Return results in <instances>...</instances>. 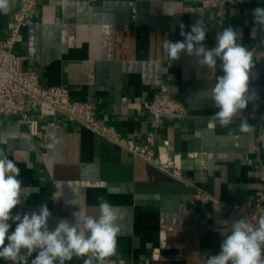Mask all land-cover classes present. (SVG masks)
Listing matches in <instances>:
<instances>
[{
  "label": "crops",
  "instance_id": "crops-1",
  "mask_svg": "<svg viewBox=\"0 0 264 264\" xmlns=\"http://www.w3.org/2000/svg\"><path fill=\"white\" fill-rule=\"evenodd\" d=\"M204 2L40 1L17 48L24 67L37 70L43 85L63 86L73 99L94 102L100 119L139 143L153 122L144 100L165 93L183 101L188 115L164 119L157 139L163 152L174 155L182 176L135 159L61 114L42 119L37 135L19 116L4 115L0 148L32 189L14 211L31 212L46 203L51 230L61 219L74 222L79 207L98 216L97 198L103 196L120 229L118 256L109 259L125 264H206L220 252L233 222L225 203L260 201L264 214V31L252 16L264 0H238L224 13ZM19 7L20 0H9V8L0 11V38L8 35ZM198 20L207 30L206 47H214L217 34L232 26L241 33L238 42L252 52L250 91L256 99L227 128L212 119L219 109L210 90L222 74L219 67L213 71L186 53L171 61L163 47L166 40L183 39L181 23L190 32ZM245 118L252 127L241 133ZM66 264H83V258Z\"/></svg>",
  "mask_w": 264,
  "mask_h": 264
},
{
  "label": "clouds",
  "instance_id": "clouds-1",
  "mask_svg": "<svg viewBox=\"0 0 264 264\" xmlns=\"http://www.w3.org/2000/svg\"><path fill=\"white\" fill-rule=\"evenodd\" d=\"M8 8L9 0H0V11ZM252 16L255 26L264 31V7L254 8ZM179 28L183 39L166 40L163 47L171 61L186 53L213 71L219 67L222 74L216 76L210 90V98L219 109L212 119L227 128L256 99V94L250 91L252 52L238 42L241 33L232 26L217 34L211 48L203 43L207 30L201 20L191 26L190 32L184 31L183 23ZM251 127L245 118L239 131L247 133ZM20 175L16 162L0 148V259L11 264H66L75 257L83 258V264H105L106 261L117 264L109 258L118 256L120 229L113 205L107 199L97 198L98 216L89 215L79 207L73 214L74 222L61 219L50 230L51 212L46 203L31 212L14 211L32 194ZM224 237L220 252L209 255L206 264H264V214L255 226L247 218L234 219L229 234Z\"/></svg>",
  "mask_w": 264,
  "mask_h": 264
},
{
  "label": "built area",
  "instance_id": "built-area-1",
  "mask_svg": "<svg viewBox=\"0 0 264 264\" xmlns=\"http://www.w3.org/2000/svg\"><path fill=\"white\" fill-rule=\"evenodd\" d=\"M41 0H20V7L12 14L9 33L0 38V118L4 115L19 116L31 135L39 132L40 121L61 114L79 123L108 141L130 152L137 160L181 178V167L174 155L163 152L164 145L157 139L164 127V119H182L188 115L187 105L169 94H155L150 100L143 101V109L152 115V126L142 143L124 137L112 124L97 116L95 103L90 100L73 99L68 88L45 86L34 68L24 67L25 56L17 51L24 39V29L37 11ZM238 0H205L206 7L219 8L224 13ZM253 116V114L248 113ZM197 196H201L199 193ZM230 220L247 218L254 226L261 215L260 201L245 200L238 203H225ZM114 260V259H109ZM123 259L115 260L117 264ZM11 264V262H0ZM108 264V261L105 262Z\"/></svg>",
  "mask_w": 264,
  "mask_h": 264
}]
</instances>
